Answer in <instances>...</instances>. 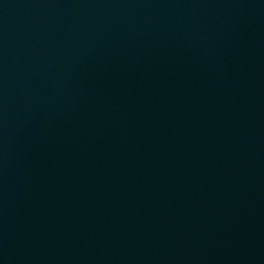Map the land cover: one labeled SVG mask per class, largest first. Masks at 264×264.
<instances>
[{"label":"water","instance_id":"1","mask_svg":"<svg viewBox=\"0 0 264 264\" xmlns=\"http://www.w3.org/2000/svg\"><path fill=\"white\" fill-rule=\"evenodd\" d=\"M0 264H264V0H0Z\"/></svg>","mask_w":264,"mask_h":264}]
</instances>
